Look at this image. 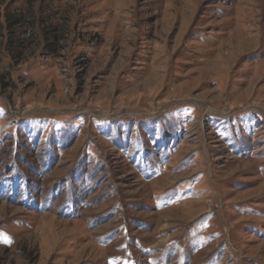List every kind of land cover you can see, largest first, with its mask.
Returning <instances> with one entry per match:
<instances>
[{"label": "rangeland", "instance_id": "rangeland-1", "mask_svg": "<svg viewBox=\"0 0 264 264\" xmlns=\"http://www.w3.org/2000/svg\"><path fill=\"white\" fill-rule=\"evenodd\" d=\"M0 264H264V0H0Z\"/></svg>", "mask_w": 264, "mask_h": 264}]
</instances>
